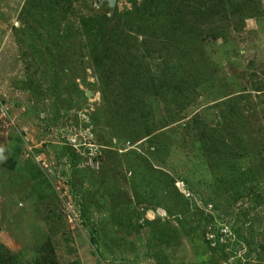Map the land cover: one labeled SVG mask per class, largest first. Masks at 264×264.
Instances as JSON below:
<instances>
[{
    "label": "rangeland",
    "instance_id": "374dc122",
    "mask_svg": "<svg viewBox=\"0 0 264 264\" xmlns=\"http://www.w3.org/2000/svg\"><path fill=\"white\" fill-rule=\"evenodd\" d=\"M0 264H264V0H0Z\"/></svg>",
    "mask_w": 264,
    "mask_h": 264
}]
</instances>
